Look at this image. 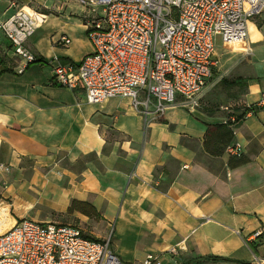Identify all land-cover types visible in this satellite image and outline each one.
Segmentation results:
<instances>
[{
	"label": "crops",
	"instance_id": "obj_1",
	"mask_svg": "<svg viewBox=\"0 0 264 264\" xmlns=\"http://www.w3.org/2000/svg\"><path fill=\"white\" fill-rule=\"evenodd\" d=\"M21 9L44 18L27 44L44 62L19 74L0 33V166L8 168L0 167V225L10 219L2 232L22 219L53 220L77 200L112 227L125 263L216 256L230 261L199 264H264V109L235 127L232 143L248 163L231 167L226 149H205L226 141L219 114L172 108L145 119L128 99L90 104L84 91L53 84V60L80 62L93 51L86 9L75 0H0V21ZM256 29L253 45L264 41V26ZM62 36L69 46L57 44ZM250 65L238 114L264 99V67L252 58ZM175 246L181 250L171 255Z\"/></svg>",
	"mask_w": 264,
	"mask_h": 264
},
{
	"label": "built area",
	"instance_id": "obj_2",
	"mask_svg": "<svg viewBox=\"0 0 264 264\" xmlns=\"http://www.w3.org/2000/svg\"><path fill=\"white\" fill-rule=\"evenodd\" d=\"M75 1L86 9L93 51L80 62L53 60V84L84 91L90 104L128 99L145 119H160L172 108L197 111L219 67L216 37L220 35L226 47L243 46L252 54L249 25L264 18V0ZM43 22L24 9L0 21L19 74L37 63V54L27 44ZM57 44L66 47L71 40L62 36ZM255 107L264 109V99ZM228 121L232 129L238 124L236 116L222 122ZM226 151L242 155L239 143ZM180 250L175 246L169 252L178 255ZM153 259L149 256L144 264H154ZM0 264L128 263L112 250L110 238L97 241L75 226L22 219L0 232Z\"/></svg>",
	"mask_w": 264,
	"mask_h": 264
},
{
	"label": "rangeland",
	"instance_id": "obj_3",
	"mask_svg": "<svg viewBox=\"0 0 264 264\" xmlns=\"http://www.w3.org/2000/svg\"><path fill=\"white\" fill-rule=\"evenodd\" d=\"M264 18L253 20L249 25V44L254 49V54H246L243 46L226 47L222 41V37L218 35L215 39L216 52L219 59V67L213 71L210 79V87L207 94L201 99L198 107L199 111H205L211 114H219L223 117L221 121L228 120L231 116H237L240 106L236 103L244 91L245 83L243 80L237 81L238 78H245L251 75L250 60L251 58L264 67V41L261 39L260 32L264 26ZM256 26V27H255ZM87 36V33H86ZM88 38V37H87ZM89 40V39H88ZM226 80L227 83L222 82ZM245 80V79H244ZM235 82V83H234ZM30 219V218H29ZM39 218L41 222H53L55 224L71 225L81 228L91 239L105 241L111 239V248L113 249L112 227L107 226L102 219H96L88 216H75L73 214L55 215L53 220H44ZM0 225V232L7 229L10 219H3ZM115 252V251H114Z\"/></svg>",
	"mask_w": 264,
	"mask_h": 264
},
{
	"label": "trees",
	"instance_id": "obj_4",
	"mask_svg": "<svg viewBox=\"0 0 264 264\" xmlns=\"http://www.w3.org/2000/svg\"><path fill=\"white\" fill-rule=\"evenodd\" d=\"M37 63H41L44 62L43 58L39 57L37 55ZM0 65H2V58L0 57ZM6 71V70H3ZM243 80V78H238L237 81ZM223 84L227 83L226 80H222ZM235 83V82H234ZM258 108L255 106H250V107H245L244 110L242 112H240L237 116H236V121L237 123H239L243 117L245 116L246 113L248 112H254L256 111ZM238 112V111H237ZM238 125V124H237ZM218 127H224L225 128V132L221 134L222 138L226 137V141L223 143V146L219 147V146H212L211 144L207 142H205V149L206 151L212 155V156H221L225 153V149L228 145H230L234 139V131L233 129H235V127L233 126V129L231 127V122L228 121L227 123H222L220 126ZM248 163V159L245 158H238V157H230L229 158V165H231V167H239L241 165H244ZM79 212L85 216L88 217H93L96 219H102L101 214L98 212L97 208L88 203V202H81V201H77V200H73L67 210L68 214H73L74 212ZM97 240V239H95ZM99 241V240H97ZM207 260H213V261H230L228 259L225 258H221V257H216V256H210V257H204V258H197L196 260L193 261L194 264H199V263H204Z\"/></svg>",
	"mask_w": 264,
	"mask_h": 264
},
{
	"label": "bare ground",
	"instance_id": "obj_5",
	"mask_svg": "<svg viewBox=\"0 0 264 264\" xmlns=\"http://www.w3.org/2000/svg\"><path fill=\"white\" fill-rule=\"evenodd\" d=\"M233 47H235V46H233Z\"/></svg>",
	"mask_w": 264,
	"mask_h": 264
}]
</instances>
